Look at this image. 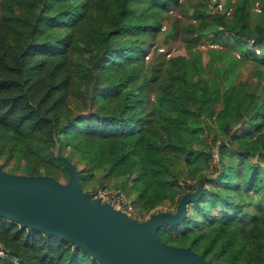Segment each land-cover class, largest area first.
Listing matches in <instances>:
<instances>
[{"label": "trees", "instance_id": "trees-1", "mask_svg": "<svg viewBox=\"0 0 264 264\" xmlns=\"http://www.w3.org/2000/svg\"><path fill=\"white\" fill-rule=\"evenodd\" d=\"M178 2L0 0V155H6L0 168L18 159L22 175L59 179L68 169L58 152L70 148L88 165L81 181L93 169L122 176L127 194L151 209L179 191L176 162L209 163L219 146V166L209 178L215 186L190 201L180 223L156 234L211 261L264 264V18L251 23L248 0L232 13L193 9L199 21L184 26L189 46L217 26L262 47L259 64L243 65L255 83L228 68L220 76L224 86L212 90L184 55L170 56L164 70L144 66L147 37ZM246 53L253 59L251 48L245 59ZM148 88L158 91L156 108ZM185 129L193 135L187 140ZM203 169L187 168L184 183ZM0 243L9 256L0 255V264H14L10 257L21 264H102L67 240L4 217Z\"/></svg>", "mask_w": 264, "mask_h": 264}, {"label": "water", "instance_id": "water-1", "mask_svg": "<svg viewBox=\"0 0 264 264\" xmlns=\"http://www.w3.org/2000/svg\"><path fill=\"white\" fill-rule=\"evenodd\" d=\"M69 173L61 183L51 175H14L0 168V217L67 240L102 264H221L156 234L165 224L180 223L196 196L182 198L175 213L159 212L141 222L89 197L78 171Z\"/></svg>", "mask_w": 264, "mask_h": 264}, {"label": "rangeland", "instance_id": "rangeland-1", "mask_svg": "<svg viewBox=\"0 0 264 264\" xmlns=\"http://www.w3.org/2000/svg\"><path fill=\"white\" fill-rule=\"evenodd\" d=\"M239 1L240 0H179L178 3H172L170 5V10L164 14L165 21L160 29L154 36L147 37L148 41H146L144 45L147 54L143 60L145 68L149 69L154 63L160 64L159 66L164 70L167 66V59L170 56L179 54L184 55L188 62L192 64L191 67L210 82L212 90L224 86L225 83L221 80L220 76H222L223 70L228 68L234 73L236 79L255 83L257 77L253 74L251 67L246 66L243 68V65L259 64L257 56L261 52V45L258 44V46L255 47L251 46V44L240 41L239 38L232 36L230 32L217 26H208L201 38L195 42L196 45L189 46L185 39L184 26L190 22L197 23L199 21L198 19L192 18L191 15L196 6L206 8L210 13H213L214 11L232 13ZM248 5L251 11V23H256L259 17L264 18V0H248ZM250 48L254 55L253 59L249 58L251 54L247 53L248 57L245 59L243 53L246 52V50H250ZM147 93L150 97V104L156 108L158 91L156 89L148 88ZM86 110V106L81 108V111L83 112ZM215 124L218 133H220L222 130L220 121L216 119ZM240 124L241 123H234V126H240ZM246 124L247 123L245 122L244 126H246ZM182 135L186 140L193 136L186 129L183 130ZM218 150L219 146H215L213 156L209 160V163L204 159H199L185 167L180 162H176L175 165L181 171L179 191L169 193L164 202L157 204L151 209H146L142 201H136L132 194H127L126 190L120 186L123 179L122 176H106L102 169H93L88 172L89 175L86 180H80L81 189L93 199L96 198V192L101 188L108 190H122L131 202V217L137 221H146L152 215L159 212L175 213L182 198L194 196L198 198L205 190L215 186V182L210 181L209 178L213 176L219 166L217 162ZM58 154L68 169L67 173L61 171V177L57 179L61 183H67L69 181V168H75L78 173H80L81 170L88 168V165L82 158L81 154L70 148L62 150V152H58ZM5 158V154L0 155V163H2ZM259 160H261V166H264V159ZM193 166H201L204 169L202 172L198 173L194 179L186 180L188 183L187 185L184 183L186 174L185 170H187V168H192ZM22 169L23 168L18 163V159H15V162L11 167L4 171L14 175H20ZM245 195L247 199H250V209L254 210L257 203L252 197L253 195L249 193H246ZM191 206V202L189 201L186 206V208H189V212L192 210ZM173 243L174 241L169 242V244L175 245ZM0 246L3 247L1 243Z\"/></svg>", "mask_w": 264, "mask_h": 264}, {"label": "built area", "instance_id": "built-area-1", "mask_svg": "<svg viewBox=\"0 0 264 264\" xmlns=\"http://www.w3.org/2000/svg\"><path fill=\"white\" fill-rule=\"evenodd\" d=\"M96 198L102 203H107L111 207L126 213L131 216L132 205L129 198L122 190H108V189H99L96 192ZM0 255L3 257H9L6 250L0 246ZM14 264H21L19 258L10 257Z\"/></svg>", "mask_w": 264, "mask_h": 264}]
</instances>
